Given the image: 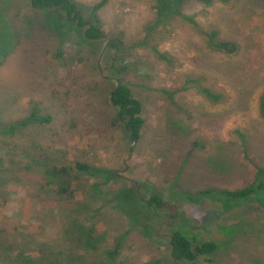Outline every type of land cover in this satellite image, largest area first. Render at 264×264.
Wrapping results in <instances>:
<instances>
[{
	"label": "rangeland",
	"instance_id": "374dc122",
	"mask_svg": "<svg viewBox=\"0 0 264 264\" xmlns=\"http://www.w3.org/2000/svg\"><path fill=\"white\" fill-rule=\"evenodd\" d=\"M74 2L101 41L81 46L59 12L0 0V264H174L178 227L216 243L198 264H264L254 197L226 211L203 194L263 181L264 0H185L163 23L157 0ZM118 83L142 106L137 143L108 104ZM135 195L160 198L143 227Z\"/></svg>",
	"mask_w": 264,
	"mask_h": 264
},
{
	"label": "trees",
	"instance_id": "16d2710c",
	"mask_svg": "<svg viewBox=\"0 0 264 264\" xmlns=\"http://www.w3.org/2000/svg\"><path fill=\"white\" fill-rule=\"evenodd\" d=\"M30 6L37 10H49L52 12H59L62 14L67 21H69L74 30L77 28L81 30V33H76L67 31L64 36L74 35L78 39V42L81 46H88L95 44L101 41L104 38V33L101 28L92 23H88L81 16L77 4L74 0H28ZM174 4L170 5L169 0H157L156 11V23H163L169 17H172L177 13V10L180 9V5L185 0H174ZM207 2H212L213 0H203ZM223 2L228 0H222ZM102 6V3L95 6V10H98ZM172 9H174L172 11ZM216 38V37H215ZM215 38H208V42L215 49H221L226 53H235L237 51V46L232 42H223V40H217ZM112 47H116L111 43ZM204 92V90L202 89ZM207 93V92H206ZM205 93V94H206ZM210 96L209 93H207ZM108 104L115 110V120L118 123H121L128 133V138L131 143H137L140 138L142 131L144 129V119L141 116L142 106L139 100H137L131 90L124 84H116L108 95ZM261 113L264 116V94L261 96L260 101ZM30 120L36 121L38 123H49V117H38L34 114L30 116ZM74 169L80 173H85L91 177L103 178L108 175L107 171L94 168L90 165L77 162L74 165ZM260 174V173H259ZM261 175V174H260ZM263 181L257 182L249 187L237 190V191H205L204 195H214L216 200L220 203L221 209L229 211L235 206L246 202L248 199L254 197L257 203L264 209V197H262V192H264V171L262 172ZM131 200H135L138 204L135 206L139 211L141 216L140 226H144V221L149 215L145 214L150 213L156 215V208L161 207L160 198L152 196L146 202L137 198V195L131 197ZM131 201V202H132ZM127 205L128 208H132V203ZM121 210V209H120ZM138 214V215H139ZM135 224L139 223V217L136 216L133 218ZM226 230L227 236L230 237L234 235L235 229L234 226L224 227ZM93 235V231L89 230ZM86 232V231H85ZM83 234L84 237H89L90 233ZM147 238L152 240V232H145ZM80 238V237H79ZM81 239V238H80ZM82 241L84 240L81 239ZM169 256L172 259L174 264H198V258L200 256H210L213 255L217 249V245L213 241L201 242L198 245H193L191 239L186 236V234L178 227V229H173L169 239ZM157 264H163L161 260L156 262Z\"/></svg>",
	"mask_w": 264,
	"mask_h": 264
}]
</instances>
